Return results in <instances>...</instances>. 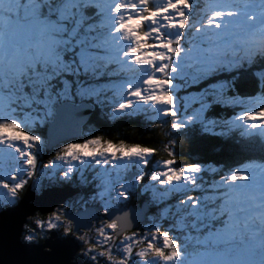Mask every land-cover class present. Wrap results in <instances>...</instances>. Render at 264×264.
Instances as JSON below:
<instances>
[{
	"label": "snow or ice",
	"instance_id": "snow-or-ice-1",
	"mask_svg": "<svg viewBox=\"0 0 264 264\" xmlns=\"http://www.w3.org/2000/svg\"><path fill=\"white\" fill-rule=\"evenodd\" d=\"M132 72L143 73V89ZM242 72L254 83L247 96L235 86ZM213 107L222 114L209 117ZM97 108L110 109L109 118L151 108L175 118L173 133L197 126L216 136L239 131L264 148V0H207L203 7L191 0L154 7L152 0H0V146L9 150L0 169L7 193L0 217L15 209L26 186L41 200L88 188L87 199L61 198L46 224L48 237L63 227L62 242L78 241L88 264H264V163L217 180L197 163L169 158L153 167L154 148L99 136L64 139L83 131L82 111ZM44 146L57 152L44 165L52 170L49 182L29 185ZM137 192H151V199L125 211ZM80 205L78 219L103 221L95 228L100 239H86L94 225L85 235L76 227L70 212ZM134 225L132 235H119ZM38 230L45 235L39 221L26 224L22 242H36ZM7 246L0 235V251Z\"/></svg>",
	"mask_w": 264,
	"mask_h": 264
},
{
	"label": "trees",
	"instance_id": "trees-1",
	"mask_svg": "<svg viewBox=\"0 0 264 264\" xmlns=\"http://www.w3.org/2000/svg\"><path fill=\"white\" fill-rule=\"evenodd\" d=\"M203 2L204 0L197 1L199 4ZM193 15L195 19L191 22L195 23L199 17L197 18L195 13ZM257 66L259 67L260 65ZM235 86L242 96L252 94L254 92V83L251 78V73L242 72ZM189 91L195 93L198 89L194 87L189 89ZM178 95H184V93H178ZM206 114L209 117H216L222 114V110L213 107ZM231 115L232 110H227V116L230 117ZM108 116V113L101 114L99 108L94 110L89 122L84 126L83 131L85 132L87 127L94 124V128L98 130L97 136L101 137L102 140H107L112 143L123 142L128 145L136 144L142 147L154 148L155 153L149 158L152 166L157 161H164L169 158L175 160L178 165L186 166L197 163L206 168L205 175L207 178L215 176V179L219 180L222 175L227 174L231 170L242 168L248 164L264 163V148L261 147L260 141L256 138H242L239 131H234L226 137L203 134L197 128L173 133L169 131L173 118H158L155 111L150 110L131 116L123 115L117 116L116 118H109ZM29 131H34V129L29 128ZM216 131L219 132L220 129L217 128ZM167 133H169V137L166 136ZM170 150L175 152L176 155L169 157L168 151ZM212 169H216V173H213ZM28 183L30 185L31 181H28ZM24 191L21 190L18 192L17 201L22 197ZM4 192L6 193V190ZM143 201L147 202V197L139 196V192H137L132 195L127 205L129 204L136 208ZM152 211L154 209L150 208L149 214ZM38 213L43 217H49L51 215L50 213L44 214L42 211ZM134 230H136V226ZM60 233L58 231V236H60ZM43 239L40 238L38 243H42ZM75 258L86 262V260L79 256V251Z\"/></svg>",
	"mask_w": 264,
	"mask_h": 264
},
{
	"label": "water",
	"instance_id": "water-1",
	"mask_svg": "<svg viewBox=\"0 0 264 264\" xmlns=\"http://www.w3.org/2000/svg\"><path fill=\"white\" fill-rule=\"evenodd\" d=\"M198 0H191L194 4ZM93 111L84 110L80 113L81 116L85 117L84 124L89 120ZM78 133L73 136H68L69 139H76L81 136ZM66 139V138H64ZM80 192L79 189L64 188L60 190L59 193H53L44 199H36L32 196L31 191L26 190L21 201L16 205L10 213L6 214L4 217H0V235L7 240L8 246L0 251V264H12V262H19V264H88L82 262L78 258L74 263L71 259L75 258L78 250V245L75 240L70 238H64L67 242H62L61 239L57 240L56 232L44 240L42 245H25L19 242V234L22 231V224L25 223V217L31 216L32 211L40 210L44 213L51 212L52 208L58 203H62L64 198L71 197L73 194ZM29 200H32L31 204H27ZM146 202H142L138 209L132 208L130 206L127 210L133 209V211H139L144 207ZM39 206V208H35ZM135 209V210H134ZM149 212V210H148ZM76 220V227H81V222H79L78 217H73ZM133 219L128 220H135ZM128 221L121 219V224L126 225ZM86 224V223H85ZM85 224L82 225L85 227ZM133 228L135 227L132 226ZM125 230H130L129 227L125 226ZM54 238L53 241L51 239ZM44 248L49 249V252L43 251Z\"/></svg>",
	"mask_w": 264,
	"mask_h": 264
},
{
	"label": "rangeland",
	"instance_id": "rangeland-1",
	"mask_svg": "<svg viewBox=\"0 0 264 264\" xmlns=\"http://www.w3.org/2000/svg\"><path fill=\"white\" fill-rule=\"evenodd\" d=\"M109 2L110 3H115V2H117V0H109ZM157 2H160V3H163L164 2V0H152V6L154 7L155 5H156V3ZM207 2V0H204V2L203 3H201L200 5H201V7H203V5L205 4ZM195 3H197V1L195 2ZM194 3V4H195ZM198 18V17H197ZM135 67L136 66H133V69H135ZM128 76L129 77H132V76H134L135 77V79H133L132 80V82H133V84H137V83H139V86L141 87V89H143L144 88V86H143V84H142V78H143V73H140V72H132V73H128ZM133 104H134V108L137 106V104H136V101H135V99L133 98ZM183 101H180V104H181V111H183V107H182V105H183ZM192 107H199V105L197 104V105H192ZM139 108H141V109H144L145 108V106H143V105H139ZM98 109V108H97ZM148 110H150V111H154V110H152L151 108H149ZM237 111H239V109L237 110ZM100 112H101V110H100ZM110 112V109L109 110H107L106 112H104V113H102L101 112V114H105V113H109ZM143 111H140V112H134V114H139V113H142ZM133 114V115H134ZM92 115V114H91ZM91 117V116H90ZM109 117V116H108ZM158 118H163L164 119V117H161V116H157ZM173 119H175V118H173ZM89 120H90V118H89ZM89 120L84 124V126L89 122ZM84 126H83V129H84ZM197 129H199V127L197 126L196 127ZM30 129H34V128H30ZM98 130L97 129H95L94 128V124H92V125H90L89 127H87L86 128V130H85V132L84 131H82V134H81V136L79 137V138H76V139H69V140H67V137H65L66 138V140L68 141V142H82L83 141V139H86V138H94V137H96L97 136V132ZM169 131H171V126H170V128H169ZM170 133V132H169ZM169 133H167L166 134V136L167 137H169L170 135H169ZM62 146V145H61ZM8 151L9 150H7L4 146H0V169H2L3 167H4V163H5V160L8 158V157H6V153H8ZM170 151H172V150H170ZM57 154V152L55 151V150H53L52 148H51V146H44V147H42V149L40 150V151H37L36 152V155H37V157H38V169H37V171H36V173L31 177V179L29 180V181H31V184L32 183H34V182H37V181H40L41 183H45V184H47L48 182H49V178H50V176H51V171L52 170H47V169H45L44 168V165L45 164H47V162H48V160L49 159H54L55 158V155ZM14 155V154H13ZM160 163H161V165H162V163H163V161H159ZM154 166H156V164H154L153 165V167ZM22 167V166H21ZM204 169H206L205 167H204ZM48 172V176H45V175H43L45 172ZM207 171V170H206ZM19 174V173H18ZM114 174V173H113ZM0 175H2V173H0ZM101 175H103V173H101ZM24 178H26L27 179V177H24ZM145 183H147V181H145ZM118 186V185H117ZM159 185H158V183H157V187H158ZM71 189H74V188H71ZM26 190H27V188L25 189V191L23 192V193H25L26 192ZM80 190V192H78V193H75V194H73L72 196H75V195H82L83 197H84V199H87L88 198V196H89V194H90V190L88 189V188H83V189H79ZM30 191V190H29ZM0 192H1V195H0V200H3V199H5L6 197H7V193H5L4 192V189H0ZM191 195H195L194 193H190ZM24 195V194H23ZM23 195H22V197H23ZM71 196V197H72ZM139 196H146L147 197V200H150L151 199V192H148V193H139ZM22 197H20V199L17 201V204L21 201V199H22ZM71 197H67L66 199H70ZM130 200H128L127 202H129ZM31 202H32V200H29L28 202H27V204H31ZM63 203V202H62ZM60 203H58V204H56V206L55 207H53L52 208V211H56L57 210V206L59 205ZM95 205H98V206H100L99 204H88L86 207L87 208H89V209H91V208H95ZM130 206H132V205H126V208H125V210H127ZM35 208H39V206H35ZM84 208H85V206H83V205H80V206H78L77 208H75V209H73L71 212H70V215L72 216V218L73 217H78L77 216V213H79L80 215H84L85 214V212H84ZM132 208H135V207H133L132 206ZM139 208V207H138ZM137 207L135 208V209H138ZM134 209V210H135ZM131 210H133V209H131ZM51 211V212H52ZM38 212H41L40 210H34V211H32V213H31V216H27V217H25L24 219H25V223H23L22 224V231L20 232V233H22L23 232V229H24V227H25V225L26 224H32V223H34L35 221H39L40 223H42L43 225H44V231H45V235H41V230H38L37 231V240H36V242H34V243H31V244H25V243H23L22 242V239L21 238H19V242H21L22 244H25V245H42L43 244V242H44V240H46V239H48L49 237L48 236H46V224H47V221H48V219H49V217H43V216H41V214H39ZM51 212H47V213H50L51 214ZM44 213V212H43ZM47 213H44V214H47ZM134 218V215H131L130 214V216H129V218L128 219H133ZM74 220L76 221L77 219H75L74 218ZM79 220V222H81V224H79V225H81V227H78V228H80L81 229V234L82 235H85V233H84V229L85 228H87V227H89L90 225H94V227H93V231L92 232H90V233H87L86 234V239H88V238H90L91 240H96V239H100L97 235H96V232H95V228H97V227H103V221L102 220H96V221H93V220H91L90 218L88 219V220H86V221H81L80 219H78ZM86 223V224H85ZM128 223V222H127ZM126 223V224H127ZM85 224V227H83L82 225H84ZM129 231H122L119 235L120 236H123V235H132V233L133 232H135L136 230H134V228L133 227H129ZM59 231L62 233V231H63V227H61L60 229H59ZM53 232H56V236H57V240L58 239H61L60 238V236H58V231H56V230H54ZM109 234H112V233H110L109 232ZM112 235H115V234H112ZM46 236V237H45ZM45 237V238H44ZM40 238H44L43 239V242L42 243H38V240L40 239ZM54 240V238H52L51 239V241H53ZM76 241V240H75ZM116 242H119V240H117ZM76 243H77V245H78V249L79 250H77V251H80V243H78V241H76ZM98 247V250H100V246H97ZM109 247H111V243H109ZM43 251H47V252H49L50 250L49 249H47V248H44V250ZM118 258V257H117ZM76 259L77 258H73V259H71L70 260V262L72 261V263H74V261H76ZM87 262V261H86ZM101 264H105V262L103 261V260H101Z\"/></svg>",
	"mask_w": 264,
	"mask_h": 264
},
{
	"label": "flooded vegetation",
	"instance_id": "flooded-vegetation-1",
	"mask_svg": "<svg viewBox=\"0 0 264 264\" xmlns=\"http://www.w3.org/2000/svg\"><path fill=\"white\" fill-rule=\"evenodd\" d=\"M139 206H140V205H139ZM139 206H138V207H139ZM95 207H99V206H98V205H95ZM138 207H137V208H138Z\"/></svg>",
	"mask_w": 264,
	"mask_h": 264
}]
</instances>
